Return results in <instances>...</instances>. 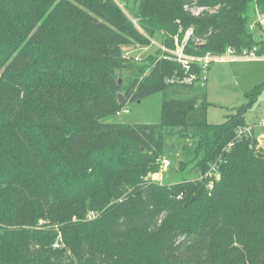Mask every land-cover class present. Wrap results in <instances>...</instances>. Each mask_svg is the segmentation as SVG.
I'll use <instances>...</instances> for the list:
<instances>
[{"label":"trees","instance_id":"trees-1","mask_svg":"<svg viewBox=\"0 0 264 264\" xmlns=\"http://www.w3.org/2000/svg\"><path fill=\"white\" fill-rule=\"evenodd\" d=\"M137 1L144 33L116 0H0V264H264V154L244 131L264 83L211 123L199 65L123 48L162 32L175 49L190 27V55L253 48L264 0ZM159 91V123L103 121ZM167 135L195 141L175 171L195 178L149 177Z\"/></svg>","mask_w":264,"mask_h":264},{"label":"rangeland","instance_id":"rangeland-1","mask_svg":"<svg viewBox=\"0 0 264 264\" xmlns=\"http://www.w3.org/2000/svg\"><path fill=\"white\" fill-rule=\"evenodd\" d=\"M121 3L129 12L126 14L134 25L144 33L135 15L139 7L137 0H121ZM205 9L195 16L202 15ZM206 11L208 10L206 9ZM175 38H180V34L176 35ZM197 38L204 41L200 37ZM174 42L176 43V41ZM166 47L162 32H158L156 36L148 38L145 42L129 37V41L123 44L124 53H129L132 59L138 58L137 62L141 64H148L155 58H165L169 53L168 47L167 49ZM128 76V73H125L119 81L127 84L129 82ZM207 77L208 81L199 80L206 86L207 98L211 104L208 108V121L221 123L225 120L227 114L249 101L246 98V93L264 83V59H216L209 65ZM163 98V92L159 91L142 100L129 101L125 106L127 112L122 111L119 114L106 117L103 121L126 124L159 123L162 116ZM263 118L264 86L257 93L254 106L246 114L247 122L252 125L253 134L258 140L257 149H261L264 154V126L260 125ZM193 143L195 141L191 137L167 135L165 137V156L163 160L167 159L169 166L166 169V167L160 165L157 170L149 174V177L159 183H173L183 179L195 178V171H191L192 165L187 166L184 173L175 172L181 166V161H186L189 158L187 156L190 154V150L194 148Z\"/></svg>","mask_w":264,"mask_h":264},{"label":"built area","instance_id":"built-area-1","mask_svg":"<svg viewBox=\"0 0 264 264\" xmlns=\"http://www.w3.org/2000/svg\"><path fill=\"white\" fill-rule=\"evenodd\" d=\"M257 1V0H255ZM185 9L190 11L193 15H199L202 10L205 9V7H197L191 4H186ZM249 29L251 31H255L256 29H261L264 32V13L260 10L258 3H255V9L253 18L249 23ZM195 36V30L193 27H190L186 29L183 32L182 37L176 38V48L175 49H166L169 50L168 55H166L167 58L175 59L180 61L183 64V67L186 71H189L191 69V66L195 63L200 66L201 68V74L199 75L200 79L207 80V70L209 68V65L213 60L216 59H224V58H245V59H264V37H263V43L260 45H256L253 48H246L243 50H237L232 47H228L226 51L222 54H213L211 52H207L203 55H190L186 52L187 47L191 44V42H195L196 44H203L199 39ZM124 57L127 59H132L129 53L124 54ZM133 61L137 62L138 58L132 59ZM195 75H189L185 77V80H193L195 79ZM127 112L128 110L123 108L120 111H118L117 114L121 112ZM260 125L264 126V118L260 121ZM245 132L251 133L253 132V127L248 126L244 129ZM161 166L167 167L169 166V162L167 159H164L162 161ZM216 177L218 178L220 175L215 171L214 173ZM209 186H212V182L209 184ZM96 214L94 212L90 213V217H95Z\"/></svg>","mask_w":264,"mask_h":264},{"label":"crops","instance_id":"crops-1","mask_svg":"<svg viewBox=\"0 0 264 264\" xmlns=\"http://www.w3.org/2000/svg\"><path fill=\"white\" fill-rule=\"evenodd\" d=\"M119 4H120V6L123 8V10L125 11V13H129L126 9H125V7L123 6V4L121 3V0H116ZM138 2V1H137ZM255 34H256V36L257 37H264V32L261 30V29H256L255 31H253ZM224 59H228V60H237V59H243V58H231V57H229V58H224ZM221 60H223V59H221ZM207 81H208V77H207ZM209 111V110H208ZM208 115H209V113H208Z\"/></svg>","mask_w":264,"mask_h":264},{"label":"water","instance_id":"water-1","mask_svg":"<svg viewBox=\"0 0 264 264\" xmlns=\"http://www.w3.org/2000/svg\"><path fill=\"white\" fill-rule=\"evenodd\" d=\"M201 46H204V45L201 44ZM120 83H121V81H120ZM118 98H119V101L122 102V101L124 100L125 96H124L123 93H119V94H118Z\"/></svg>","mask_w":264,"mask_h":264}]
</instances>
